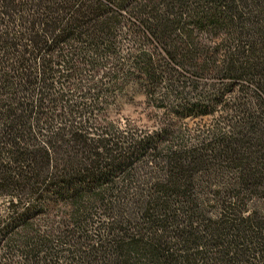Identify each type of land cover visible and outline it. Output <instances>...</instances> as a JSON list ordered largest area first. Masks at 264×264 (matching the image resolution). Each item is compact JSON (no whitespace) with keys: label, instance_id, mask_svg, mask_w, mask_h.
Segmentation results:
<instances>
[{"label":"trees","instance_id":"obj_1","mask_svg":"<svg viewBox=\"0 0 264 264\" xmlns=\"http://www.w3.org/2000/svg\"><path fill=\"white\" fill-rule=\"evenodd\" d=\"M0 197V264H264V0H0Z\"/></svg>","mask_w":264,"mask_h":264},{"label":"rangeland","instance_id":"obj_2","mask_svg":"<svg viewBox=\"0 0 264 264\" xmlns=\"http://www.w3.org/2000/svg\"><path fill=\"white\" fill-rule=\"evenodd\" d=\"M122 119L124 122L143 131L159 129L164 123L173 124L172 128L175 133L171 137L172 144L178 147L182 145L190 146L202 141L209 135L207 129L214 124L212 117L186 119L172 123L170 121L172 118L167 117L163 111L149 105L143 97L137 98L132 104H126L122 112ZM144 173L146 172L144 171ZM260 205L264 208V202H260ZM4 209V199L0 197V214Z\"/></svg>","mask_w":264,"mask_h":264}]
</instances>
